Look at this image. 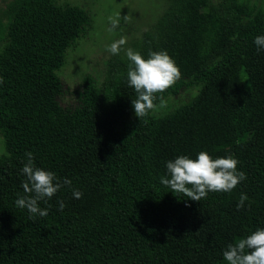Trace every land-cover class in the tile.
Returning <instances> with one entry per match:
<instances>
[{
    "label": "trees",
    "instance_id": "obj_1",
    "mask_svg": "<svg viewBox=\"0 0 264 264\" xmlns=\"http://www.w3.org/2000/svg\"><path fill=\"white\" fill-rule=\"evenodd\" d=\"M160 1L131 47L145 58L166 51L181 78L139 119L128 58L108 85L84 75L75 107L57 100V71L92 21L84 7L9 0L0 8V264H227L228 244L264 228V50L254 44L264 10L234 21L228 0ZM226 149L247 177L231 192L193 201L160 182L167 161ZM27 152L71 181L38 202L48 214L35 219L15 204Z\"/></svg>",
    "mask_w": 264,
    "mask_h": 264
},
{
    "label": "clouds",
    "instance_id": "obj_2",
    "mask_svg": "<svg viewBox=\"0 0 264 264\" xmlns=\"http://www.w3.org/2000/svg\"><path fill=\"white\" fill-rule=\"evenodd\" d=\"M123 19L126 21L127 16ZM120 20L119 14L109 18L110 32L119 27ZM126 43V37L122 36L108 45L107 51L117 55ZM254 44L257 51L264 50V35L256 36ZM126 56L130 61L127 82L137 93V98L132 100V106L135 116L139 119L148 116L157 107V94L173 87L181 78V71L166 51H149L145 58L139 52L128 48ZM2 81L3 77H0V83ZM25 155L27 162L21 170L26 176L22 185L25 195L20 196L15 204L21 209H27L30 219L45 217L48 209L41 208L38 202L51 199L61 187L70 185L71 181L64 179L61 182L52 171L37 167L31 152ZM238 164L239 161L232 155L213 159L206 151L197 153L195 159L179 155L166 162L168 176H162L160 182L173 193L200 201L205 199L209 192H231L245 180L246 173L238 170ZM82 195L78 190L73 191V197L76 199H80ZM247 200V195L242 193L236 203V209L244 208ZM65 206L63 201L59 202L60 211H63ZM223 259L227 264H264V228H258L246 238L228 244L223 252Z\"/></svg>",
    "mask_w": 264,
    "mask_h": 264
},
{
    "label": "rangeland",
    "instance_id": "obj_3",
    "mask_svg": "<svg viewBox=\"0 0 264 264\" xmlns=\"http://www.w3.org/2000/svg\"><path fill=\"white\" fill-rule=\"evenodd\" d=\"M9 0H0L3 8ZM72 2L84 7L91 18L82 36L67 51V61L57 71L62 80V92L57 97L61 106L73 108L79 103L81 79L90 74L99 83H110L122 68L120 58L127 59L126 50L133 40L141 38L162 11L160 0H58ZM264 10V0H228L227 17L236 21L250 14L253 9ZM120 15L119 27L110 32V17ZM127 16L125 21L123 17ZM127 43L117 55L107 51V46L121 37ZM115 57V62L111 61ZM105 85V86H106ZM5 152L0 134V155ZM226 149V155H229Z\"/></svg>",
    "mask_w": 264,
    "mask_h": 264
}]
</instances>
